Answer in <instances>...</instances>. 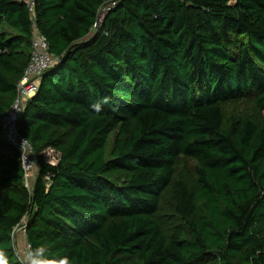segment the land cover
<instances>
[{"label":"trees","instance_id":"1","mask_svg":"<svg viewBox=\"0 0 264 264\" xmlns=\"http://www.w3.org/2000/svg\"><path fill=\"white\" fill-rule=\"evenodd\" d=\"M34 27L56 62L15 124L30 191L0 124V264L22 218L33 264H264V0H0V119Z\"/></svg>","mask_w":264,"mask_h":264},{"label":"built area","instance_id":"2","mask_svg":"<svg viewBox=\"0 0 264 264\" xmlns=\"http://www.w3.org/2000/svg\"><path fill=\"white\" fill-rule=\"evenodd\" d=\"M26 5L30 15L33 14L34 0H22ZM106 12L105 8L99 11L97 23L99 24L103 14ZM94 24L93 29L97 27ZM47 40L40 35L36 28H33L30 55L26 66L23 70L21 79L16 85V97L11 106L3 113L0 124L3 131L4 140L6 143L16 149L19 154L21 167L23 170V186L30 191L34 182V172L36 170V157L31 144L27 139L21 137L16 129V121L21 113L23 104L26 99L31 98L38 88V83L41 76L50 69L56 62L48 51ZM53 153L56 157L46 154ZM44 158L48 163L54 165L57 162L58 154L52 149H47L43 152ZM55 159V160H53ZM13 249L15 255L21 264H33L31 247L25 237V219L13 229L11 234Z\"/></svg>","mask_w":264,"mask_h":264},{"label":"rangeland","instance_id":"3","mask_svg":"<svg viewBox=\"0 0 264 264\" xmlns=\"http://www.w3.org/2000/svg\"><path fill=\"white\" fill-rule=\"evenodd\" d=\"M249 98L242 99L240 105L236 107H227L226 112L228 114H234V115H246L247 113L255 114V111L253 108H251V101H248ZM112 139H110L111 142ZM48 153L45 155L48 157ZM49 156L56 157L53 153H51ZM55 160V159H53ZM195 165V162L189 158L180 157L179 164L176 166L177 168V177L184 180L188 185H193L194 183V177L191 173ZM171 209V206L169 204H164L161 208V212L168 211Z\"/></svg>","mask_w":264,"mask_h":264},{"label":"clouds","instance_id":"4","mask_svg":"<svg viewBox=\"0 0 264 264\" xmlns=\"http://www.w3.org/2000/svg\"><path fill=\"white\" fill-rule=\"evenodd\" d=\"M36 171V170H35ZM34 179H35V172H34ZM65 264H67V261H65Z\"/></svg>","mask_w":264,"mask_h":264}]
</instances>
